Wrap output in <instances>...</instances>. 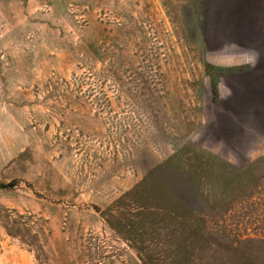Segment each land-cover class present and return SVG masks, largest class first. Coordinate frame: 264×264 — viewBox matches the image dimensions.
Returning <instances> with one entry per match:
<instances>
[{"label": "rangeland", "instance_id": "rangeland-1", "mask_svg": "<svg viewBox=\"0 0 264 264\" xmlns=\"http://www.w3.org/2000/svg\"><path fill=\"white\" fill-rule=\"evenodd\" d=\"M262 23L0 0V264H264Z\"/></svg>", "mask_w": 264, "mask_h": 264}, {"label": "crops", "instance_id": "crops-1", "mask_svg": "<svg viewBox=\"0 0 264 264\" xmlns=\"http://www.w3.org/2000/svg\"><path fill=\"white\" fill-rule=\"evenodd\" d=\"M261 31H259V33L256 35V38L259 39V43L258 44H261L260 46H258V50L257 52L260 53V54H264V47H262V40H264V23L261 24Z\"/></svg>", "mask_w": 264, "mask_h": 264}, {"label": "trees", "instance_id": "trees-1", "mask_svg": "<svg viewBox=\"0 0 264 264\" xmlns=\"http://www.w3.org/2000/svg\"><path fill=\"white\" fill-rule=\"evenodd\" d=\"M9 185H13V184L11 183V184H9Z\"/></svg>", "mask_w": 264, "mask_h": 264}]
</instances>
